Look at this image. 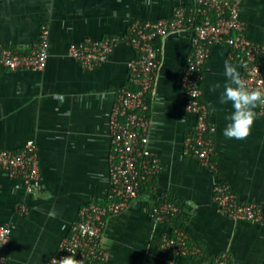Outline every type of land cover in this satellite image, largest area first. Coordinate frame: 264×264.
Wrapping results in <instances>:
<instances>
[{"label": "crops", "instance_id": "1", "mask_svg": "<svg viewBox=\"0 0 264 264\" xmlns=\"http://www.w3.org/2000/svg\"><path fill=\"white\" fill-rule=\"evenodd\" d=\"M194 0H0V43L29 51L43 25L50 29L47 66L42 71L0 67V149L20 151L34 140L40 153L41 182L28 192L23 179L0 167V225L12 233L4 247L6 264H48L79 218L80 209L105 202L111 191L110 119L119 92L130 86L128 63L135 48L125 40L134 21L170 18L177 6ZM247 34L264 45V0H242ZM121 37L109 59L83 67L69 49L87 39ZM159 68L148 94L149 147L161 170L155 189L144 187L121 213L110 216L103 240L104 264H213L228 251L231 264H264V115L244 140L227 139L231 102L220 103L227 82L225 61L242 63L226 44L214 45L202 66V100L208 106L218 172L184 152L196 116L186 106L182 78L193 52L192 32L156 40ZM219 84V88L214 85ZM215 108V112H213ZM227 183L240 200L261 207L259 223L221 215L214 200L216 181ZM171 199L181 207L174 224L157 223L153 203ZM26 210L22 211V207ZM182 228L202 248L198 256L163 250L160 240Z\"/></svg>", "mask_w": 264, "mask_h": 264}, {"label": "built area", "instance_id": "2", "mask_svg": "<svg viewBox=\"0 0 264 264\" xmlns=\"http://www.w3.org/2000/svg\"><path fill=\"white\" fill-rule=\"evenodd\" d=\"M241 1L194 0L192 5L177 6L170 18L130 24L124 38L135 48L137 55L128 63L130 86L119 92L110 119L111 191L105 202H92L80 209L79 218L72 225L70 234L61 240L52 259L71 255L67 250L71 249L75 258L82 260L83 264H104L110 255L103 240L107 219L123 212L138 198L144 187L155 189L154 181L160 173L161 163L149 147L148 94L153 91L160 62V48L156 40L170 34L192 32L193 52L188 59L182 85L187 109L196 116V124L185 140L184 152L218 172L213 139L215 127L209 119L208 106L202 100L201 88V70L210 48L219 44L228 45L232 56L242 63L243 78L250 86L256 87L259 81L264 80V45L248 36L247 23L240 14ZM121 40L117 36L87 39L72 45L69 55L83 67L93 69L109 59ZM49 46L48 25L42 26L38 43L29 51L0 43V67L13 71H42L47 66ZM258 108L264 115V105ZM0 167L10 175L23 179L28 192L36 190L41 182L37 143L29 140L20 151L0 149ZM213 189L221 215L234 221H262L261 207L240 200L227 183L218 180ZM25 210L23 206L22 211ZM180 212L181 207L171 199L155 202L150 208L151 217L162 224H174ZM11 233L8 225H0V264H6L4 247ZM160 247L179 256L202 254V248L191 241L182 228L174 225L171 233L162 237ZM213 264H231L228 251L214 257Z\"/></svg>", "mask_w": 264, "mask_h": 264}, {"label": "clouds", "instance_id": "3", "mask_svg": "<svg viewBox=\"0 0 264 264\" xmlns=\"http://www.w3.org/2000/svg\"><path fill=\"white\" fill-rule=\"evenodd\" d=\"M225 76L227 82L223 86L220 97L221 104L231 102L233 111L225 119L229 121L223 129V136L227 139L244 140L252 131L257 119L255 109L264 105V80L259 81L256 87H252L241 76L237 66L225 61ZM220 85H214L219 88ZM215 112V108L212 109ZM71 255L53 258L50 264H83L82 260L75 258V252L67 249Z\"/></svg>", "mask_w": 264, "mask_h": 264}, {"label": "trees", "instance_id": "4", "mask_svg": "<svg viewBox=\"0 0 264 264\" xmlns=\"http://www.w3.org/2000/svg\"><path fill=\"white\" fill-rule=\"evenodd\" d=\"M147 188H148V187H147ZM161 240H162V239H161ZM161 240H160V241H161Z\"/></svg>", "mask_w": 264, "mask_h": 264}]
</instances>
